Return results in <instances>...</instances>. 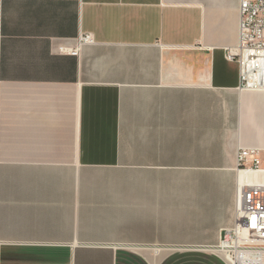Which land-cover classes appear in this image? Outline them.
<instances>
[{
	"label": "crops",
	"instance_id": "crops-1",
	"mask_svg": "<svg viewBox=\"0 0 264 264\" xmlns=\"http://www.w3.org/2000/svg\"><path fill=\"white\" fill-rule=\"evenodd\" d=\"M238 4L0 0V264H227L264 183L236 162L264 169Z\"/></svg>",
	"mask_w": 264,
	"mask_h": 264
},
{
	"label": "built area",
	"instance_id": "built-area-1",
	"mask_svg": "<svg viewBox=\"0 0 264 264\" xmlns=\"http://www.w3.org/2000/svg\"><path fill=\"white\" fill-rule=\"evenodd\" d=\"M239 39L225 49V58L239 69V90H264V0H239ZM92 41L91 35L81 38ZM237 166L264 175L260 151L239 149ZM227 264H264V183L239 192L235 227L225 232L219 246Z\"/></svg>",
	"mask_w": 264,
	"mask_h": 264
},
{
	"label": "bare ground",
	"instance_id": "bare-ground-1",
	"mask_svg": "<svg viewBox=\"0 0 264 264\" xmlns=\"http://www.w3.org/2000/svg\"><path fill=\"white\" fill-rule=\"evenodd\" d=\"M219 250L222 252V248H219Z\"/></svg>",
	"mask_w": 264,
	"mask_h": 264
}]
</instances>
